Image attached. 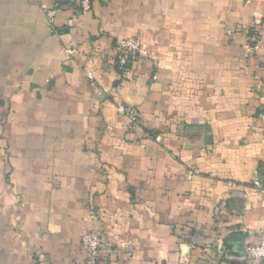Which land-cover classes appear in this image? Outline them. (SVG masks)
<instances>
[{
  "label": "crops",
  "instance_id": "0c3cea01",
  "mask_svg": "<svg viewBox=\"0 0 264 264\" xmlns=\"http://www.w3.org/2000/svg\"><path fill=\"white\" fill-rule=\"evenodd\" d=\"M253 28L264 41V0H95L86 13L0 0V264H87L90 229L100 264H252L264 230ZM131 35L152 58L122 76L117 42Z\"/></svg>",
  "mask_w": 264,
  "mask_h": 264
},
{
  "label": "built area",
  "instance_id": "2783aa9c",
  "mask_svg": "<svg viewBox=\"0 0 264 264\" xmlns=\"http://www.w3.org/2000/svg\"><path fill=\"white\" fill-rule=\"evenodd\" d=\"M80 11L83 13L92 10L93 3L95 0H74ZM58 8H53L47 10V18L50 24L54 22L55 14ZM248 43L246 44V49L248 53L262 52L261 64L264 68V41L262 40L258 29L253 28L249 30ZM227 34L230 38L234 39L236 37V31L229 29ZM137 58L151 59L152 53L148 45L142 41V39L136 35L128 36L117 42V54L115 58V64L120 75H125L130 68V65ZM89 77H93V72H88ZM156 78V75H154ZM264 88V79L260 78L258 75L254 77L253 89L257 93H261ZM119 113L125 115L131 127H139L141 124L140 114L136 109L129 107L123 103L117 105ZM264 120V114L262 115ZM263 140H264V123L262 126ZM254 187L264 196V179L256 177L253 179ZM82 243L87 251V264H100L101 249L103 245V240L99 232L95 229H90L83 234ZM247 256L252 264H263L264 263V230L261 234V240L259 244L250 246L246 250ZM35 264H47L45 261H35Z\"/></svg>",
  "mask_w": 264,
  "mask_h": 264
}]
</instances>
